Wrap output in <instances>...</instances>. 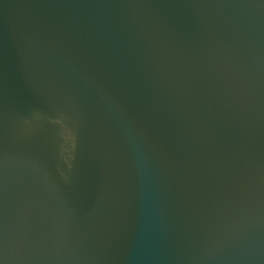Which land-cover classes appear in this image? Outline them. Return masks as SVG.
Returning <instances> with one entry per match:
<instances>
[{"label": "water", "instance_id": "water-1", "mask_svg": "<svg viewBox=\"0 0 264 264\" xmlns=\"http://www.w3.org/2000/svg\"><path fill=\"white\" fill-rule=\"evenodd\" d=\"M0 264H264V0H0Z\"/></svg>", "mask_w": 264, "mask_h": 264}]
</instances>
